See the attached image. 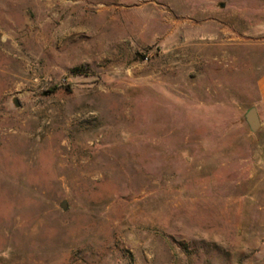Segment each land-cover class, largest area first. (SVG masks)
Wrapping results in <instances>:
<instances>
[{"label":"rangeland","instance_id":"obj_1","mask_svg":"<svg viewBox=\"0 0 264 264\" xmlns=\"http://www.w3.org/2000/svg\"><path fill=\"white\" fill-rule=\"evenodd\" d=\"M259 65L264 0H0V264H264Z\"/></svg>","mask_w":264,"mask_h":264},{"label":"crops","instance_id":"obj_2","mask_svg":"<svg viewBox=\"0 0 264 264\" xmlns=\"http://www.w3.org/2000/svg\"><path fill=\"white\" fill-rule=\"evenodd\" d=\"M242 47H247V44H242ZM230 57V53H228ZM255 94L256 99L252 103V106H263L264 107V65L256 66L255 69Z\"/></svg>","mask_w":264,"mask_h":264},{"label":"water","instance_id":"obj_3","mask_svg":"<svg viewBox=\"0 0 264 264\" xmlns=\"http://www.w3.org/2000/svg\"><path fill=\"white\" fill-rule=\"evenodd\" d=\"M221 7L224 8V5H222ZM245 121L253 133L258 132L262 127V122L260 120L256 108H251L250 110H248V112L245 115ZM62 208L65 210L66 204H63Z\"/></svg>","mask_w":264,"mask_h":264},{"label":"trees","instance_id":"obj_4","mask_svg":"<svg viewBox=\"0 0 264 264\" xmlns=\"http://www.w3.org/2000/svg\"><path fill=\"white\" fill-rule=\"evenodd\" d=\"M58 90V88H54V91Z\"/></svg>","mask_w":264,"mask_h":264}]
</instances>
